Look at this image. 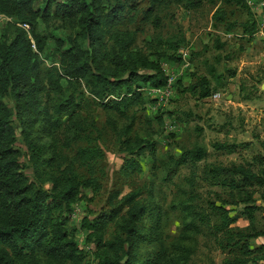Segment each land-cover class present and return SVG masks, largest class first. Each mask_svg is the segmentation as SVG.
Listing matches in <instances>:
<instances>
[{"label": "rangeland", "instance_id": "obj_1", "mask_svg": "<svg viewBox=\"0 0 264 264\" xmlns=\"http://www.w3.org/2000/svg\"><path fill=\"white\" fill-rule=\"evenodd\" d=\"M121 1L127 5V17L110 24V29L133 32L130 47L145 56L147 62H170L169 73L173 77L170 92L159 99L142 85L145 101L121 111L93 100L81 80L75 92L85 98L76 115L82 126L73 124L63 113L57 114L54 100L72 88L67 86L64 76L58 75L62 92L56 91L47 76L50 71L60 72L59 50L70 46L73 40L77 44L83 40L77 17L61 15L54 8L48 13L39 9L36 27L43 42L39 78L45 85L38 94L40 110L26 118L24 111L15 108L14 102L6 97L13 105L14 146L19 151L22 170L30 180L37 182L29 158L27 138H31L41 147L48 165L62 159L73 161L81 176H96L100 186L87 187V197L71 202L77 210L76 216H68L70 209L61 212L62 216H68L67 224L82 259L72 262L47 257L35 240L44 237L38 235L25 246L23 259L11 264L31 261L95 264L96 247L86 238L83 218L109 210L112 207L110 196L118 202L122 194L133 189L140 191L138 198L147 206L138 222L147 237L139 239L134 248L136 264L147 257L156 258L157 264H223L225 257L239 253L233 239H228V229L250 234L248 239L255 251L244 264H264V88L261 87L264 81V0L224 4L233 10L229 18L237 21L229 30L212 19L213 11L223 4L222 0H200L195 6H188L187 0ZM104 3L108 4L109 0ZM35 6L41 8L43 4L37 0ZM244 20H255V31L244 30L239 24ZM7 21L8 18L0 14L1 37ZM180 37L185 38L182 43L186 47L185 57L163 59L172 51L164 50V39ZM105 41L106 47L113 43L109 31ZM144 65L140 64L139 68ZM196 75L208 77L209 95L202 97L189 90L188 84ZM56 116L58 125L54 121ZM135 136L151 142L141 154L125 147ZM221 141L234 143L235 147L232 150L217 148L215 142ZM88 144L97 145L103 153L84 164L77 155V148ZM193 146L202 147L203 156L195 161H178L181 153ZM129 156L139 160L141 169L124 174L120 167ZM233 163L249 166L263 182L232 186L222 183V177L213 176L209 171L215 164ZM42 185L48 186L47 181ZM115 193H118L116 197ZM214 205H222L233 219L221 225L223 212ZM116 230L115 222H109L104 239H110Z\"/></svg>", "mask_w": 264, "mask_h": 264}, {"label": "trees", "instance_id": "obj_2", "mask_svg": "<svg viewBox=\"0 0 264 264\" xmlns=\"http://www.w3.org/2000/svg\"><path fill=\"white\" fill-rule=\"evenodd\" d=\"M36 1L0 0V13L10 17L4 27L3 37L0 36V262L4 264L22 260L25 246L30 245L38 235L44 237L43 240L41 237L35 240L47 257L72 262L82 259L67 218L71 217L74 207L71 202L74 199L87 197V187L100 186L96 176H81L73 161L62 159L56 160L54 165H48L41 147L31 138H27L29 158L39 184L30 180L22 170L19 151L14 146L13 105L6 97L14 102L15 108L24 111L26 118L40 110L38 94L45 89V85L39 78V53L43 50V42L36 27L39 9L48 13L54 8L61 15L77 17L83 42L77 44L73 40L70 46L59 50L60 72L50 71L47 80L53 89L62 92L58 75L66 78L67 86L72 90L55 99L53 108L57 114L63 113L71 118L78 127L82 126V122L76 115L85 98L78 97L75 89L81 80L93 100L121 111L145 101L142 85H163L167 82L161 60L147 62L145 56L130 47L134 40L133 32L110 29V24L122 22L127 17V5L121 0H109L108 4L104 3L105 0H40L43 4L41 8L35 6ZM242 1L222 0L223 4L218 5L212 13L213 22L222 24L228 30L232 29L237 21L229 18L233 10L227 9L224 4H240ZM199 2L187 0V5L195 6ZM129 6L133 7V4ZM239 24L248 32L256 29L255 20H244ZM107 31L113 39L109 47H106L105 41ZM184 41V37L164 39V50L172 51L163 59H179L177 49ZM140 64L145 65L139 68ZM231 73L234 74V71ZM188 87L193 94L202 97L210 94L209 79L205 75H196ZM54 121L58 125L59 117L56 116ZM214 145L229 150L235 147L234 143L225 141L215 142ZM150 146L151 142L147 138L135 136L133 142L125 147L130 152L141 154ZM203 152L200 146L187 148L178 161L198 160ZM102 153L95 144L77 148V155L84 164H88L90 158L100 157ZM140 169L141 163L135 156L126 157L120 167L124 174ZM209 171L213 176L222 177V183L232 186L263 182L258 173L242 163L215 164ZM46 181L48 186H43L42 183ZM139 193L138 189L130 190L118 198L119 203L110 196L112 207L109 210H103L92 218H83L82 225L87 229L86 238L96 247L95 264H136L134 248L139 239L145 240L147 237V232L138 226L147 211L146 204L138 198ZM213 207L223 212L221 225L233 219L224 212L222 205ZM65 209H70L67 218L61 215ZM111 221L115 222L117 230L110 239L105 240L104 231ZM227 233L239 253L225 257L223 264H244L249 261L255 251L248 239L250 234L232 229H228ZM140 263L157 264V261L154 257H147ZM28 264L37 263L31 261Z\"/></svg>", "mask_w": 264, "mask_h": 264}, {"label": "built area", "instance_id": "obj_3", "mask_svg": "<svg viewBox=\"0 0 264 264\" xmlns=\"http://www.w3.org/2000/svg\"><path fill=\"white\" fill-rule=\"evenodd\" d=\"M2 14V13H0ZM4 15V14H2ZM6 16V15H4ZM8 19H10L9 16H6ZM25 26H28V24L24 23ZM186 47L184 46H180L177 49V52L179 53L180 57H185L186 54ZM161 66L162 69L164 70L165 74L167 75V82L163 85H151V86H147L146 89L149 93H151L152 95L157 96L159 99H163L164 97H167V95L170 92V88L172 85V81H173V77L172 75H170L169 73V69L171 66L170 62L167 60H161ZM77 215V210L75 208L72 209L70 216L74 217Z\"/></svg>", "mask_w": 264, "mask_h": 264}, {"label": "water", "instance_id": "obj_4", "mask_svg": "<svg viewBox=\"0 0 264 264\" xmlns=\"http://www.w3.org/2000/svg\"><path fill=\"white\" fill-rule=\"evenodd\" d=\"M261 87L264 88V81L261 82Z\"/></svg>", "mask_w": 264, "mask_h": 264}]
</instances>
